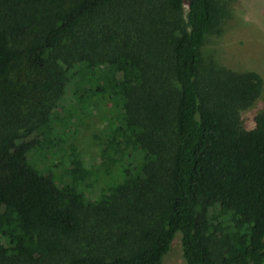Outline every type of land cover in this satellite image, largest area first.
<instances>
[{"label": "trees", "instance_id": "1", "mask_svg": "<svg viewBox=\"0 0 264 264\" xmlns=\"http://www.w3.org/2000/svg\"><path fill=\"white\" fill-rule=\"evenodd\" d=\"M218 14L215 0H0V264H161L176 233L183 264H264V109L239 120L262 82L202 79ZM20 66L49 102L14 122Z\"/></svg>", "mask_w": 264, "mask_h": 264}, {"label": "rangeland", "instance_id": "2", "mask_svg": "<svg viewBox=\"0 0 264 264\" xmlns=\"http://www.w3.org/2000/svg\"><path fill=\"white\" fill-rule=\"evenodd\" d=\"M219 14L214 28L207 35L201 49L200 73L203 80L214 84L215 80L229 73L253 72L262 82L259 97L239 114L240 124L245 129L253 125V117L264 109V0H215ZM34 72L24 66L16 67L10 78L8 98L15 100L14 111L8 112L4 104L3 117L13 116V121L28 120L30 115L48 104L46 94L34 92ZM23 86V89L22 87ZM16 93H21L16 94ZM69 97H66V104ZM6 100V99H5ZM8 102V100H6ZM17 106V107H16ZM70 130L79 144L86 143L90 128L88 121L75 111L65 113ZM94 151L83 148L86 159ZM161 264H183L180 234L176 233Z\"/></svg>", "mask_w": 264, "mask_h": 264}]
</instances>
